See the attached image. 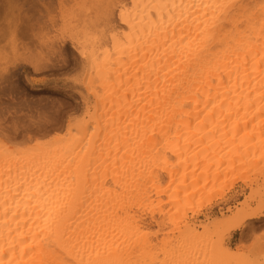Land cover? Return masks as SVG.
Here are the masks:
<instances>
[{"label":"bare ground","instance_id":"bare-ground-1","mask_svg":"<svg viewBox=\"0 0 264 264\" xmlns=\"http://www.w3.org/2000/svg\"><path fill=\"white\" fill-rule=\"evenodd\" d=\"M134 12L121 14L129 32L76 42L88 119L63 141L0 151V264H149L138 210L162 174L190 198L218 179L231 139L264 152V0H139ZM241 205L234 230L262 216Z\"/></svg>","mask_w":264,"mask_h":264},{"label":"rangeland","instance_id":"rangeland-1","mask_svg":"<svg viewBox=\"0 0 264 264\" xmlns=\"http://www.w3.org/2000/svg\"><path fill=\"white\" fill-rule=\"evenodd\" d=\"M137 1L0 0V151L21 156L63 141L71 126L88 119L95 98L83 85L87 64L79 42L93 29L105 40L112 27V36L116 29L129 32L126 26L123 30L121 14L133 17ZM107 11L113 14L105 22ZM92 76L98 88V70ZM100 95L104 98L105 92ZM239 146L240 137L222 146L218 179L192 185L189 192H198L190 198L184 192L187 181H171L161 173V187L149 189L138 210L154 247L144 263L264 264V215L237 230L232 226L243 202L249 200L246 211L264 205V152L252 154ZM168 157L177 169V157ZM186 225L198 233L197 244Z\"/></svg>","mask_w":264,"mask_h":264},{"label":"snow or ice","instance_id":"snow-or-ice-1","mask_svg":"<svg viewBox=\"0 0 264 264\" xmlns=\"http://www.w3.org/2000/svg\"><path fill=\"white\" fill-rule=\"evenodd\" d=\"M260 214L264 215V205H262L261 208H260Z\"/></svg>","mask_w":264,"mask_h":264}]
</instances>
